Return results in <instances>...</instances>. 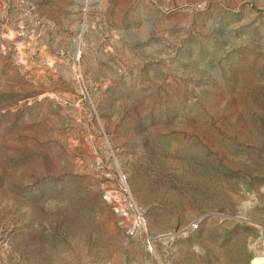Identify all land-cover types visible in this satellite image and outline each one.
Masks as SVG:
<instances>
[{
  "label": "rangeland",
  "instance_id": "obj_1",
  "mask_svg": "<svg viewBox=\"0 0 264 264\" xmlns=\"http://www.w3.org/2000/svg\"><path fill=\"white\" fill-rule=\"evenodd\" d=\"M0 264H264V0H0Z\"/></svg>",
  "mask_w": 264,
  "mask_h": 264
},
{
  "label": "built area",
  "instance_id": "obj_2",
  "mask_svg": "<svg viewBox=\"0 0 264 264\" xmlns=\"http://www.w3.org/2000/svg\"><path fill=\"white\" fill-rule=\"evenodd\" d=\"M196 228H198V224H197V223H193V224L191 225V229H196Z\"/></svg>",
  "mask_w": 264,
  "mask_h": 264
}]
</instances>
